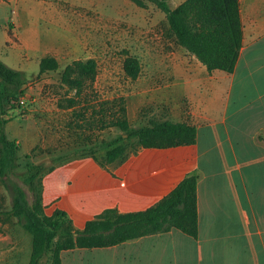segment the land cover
I'll list each match as a JSON object with an SVG mask.
<instances>
[{
    "label": "crops",
    "instance_id": "1",
    "mask_svg": "<svg viewBox=\"0 0 264 264\" xmlns=\"http://www.w3.org/2000/svg\"><path fill=\"white\" fill-rule=\"evenodd\" d=\"M239 3L243 39L232 73H210L191 55L180 62L185 71L164 75L162 107H127L134 127L155 118L194 126V144L140 146L113 163L106 162L104 149H82L43 182V199L83 230L109 209L145 211L196 174L198 237L170 228L111 247L63 251V264H264V0ZM49 19L48 12L21 14L13 0H0L6 30L0 47L41 61L54 51L42 43L48 27L41 23ZM14 37L19 45H11Z\"/></svg>",
    "mask_w": 264,
    "mask_h": 264
},
{
    "label": "rangeland",
    "instance_id": "2",
    "mask_svg": "<svg viewBox=\"0 0 264 264\" xmlns=\"http://www.w3.org/2000/svg\"><path fill=\"white\" fill-rule=\"evenodd\" d=\"M141 1L142 5L135 0H13L21 14L49 13V21L41 23L42 28L48 27L41 34L42 43L54 49L47 55L59 61L58 70L39 77L38 58L23 59L24 52L0 47V60L21 71L26 81L20 106L10 111L11 121L6 125L8 137L19 145L17 168L7 179L10 186L17 184L26 192L32 205L34 192L27 177L35 170L30 171L29 165H42L46 169L41 175L42 209L48 216L54 213L43 199L49 168L82 149H105L122 133L110 123L119 106H139L141 112L162 107L164 75L185 71L181 60L192 58L175 43L164 12L148 0ZM183 1L167 0L171 8ZM38 4L43 7L33 8ZM13 28L8 22L7 29L15 35ZM1 35H6L2 21ZM10 43L19 45V40L14 37ZM127 56L141 64L137 80L123 70ZM89 58L97 62L95 81L72 88L62 78L66 67ZM160 122L155 118L141 127ZM123 144L129 151L139 145L137 138ZM12 202L11 191L0 179V264H29L32 234L24 227V218L7 215ZM50 255V250L45 251L39 264H49Z\"/></svg>",
    "mask_w": 264,
    "mask_h": 264
},
{
    "label": "trees",
    "instance_id": "3",
    "mask_svg": "<svg viewBox=\"0 0 264 264\" xmlns=\"http://www.w3.org/2000/svg\"><path fill=\"white\" fill-rule=\"evenodd\" d=\"M135 1L139 5L143 4L141 0ZM148 1L166 15L175 43L195 55L207 67L208 72L234 71L243 39L239 0H185L175 8H171L167 0ZM8 35L13 38L11 30ZM58 69L57 58L46 56L39 63L38 75L40 77L46 72ZM123 70L129 78L136 80L142 67L136 57L127 56ZM96 75L97 62L89 58L76 60L68 65L62 78L72 88L81 89L86 82H94ZM73 76L75 78L72 80ZM25 84L21 71L0 60V179L13 195L12 207L7 215L24 218L23 225L32 234L29 264H39L47 250L51 252L49 264H63V251L111 247L170 228H176L194 238L198 237L196 174L184 178L172 192L145 211L121 214L116 209H109L88 221L83 230H78L65 212L56 210L51 216L43 212L41 175L46 169L42 165L31 164L29 170L35 172L27 177L34 192V203L30 205L26 192L17 184L10 186L7 179L17 168L19 145L16 140L8 137L6 125L11 121L10 111L20 106ZM113 116L111 125L118 127L122 133L104 146L107 163L126 158L128 152L136 151L140 146L171 147L196 142V128L186 123L166 121L148 127L133 128L125 106H119ZM100 122L103 123L102 120ZM132 138H137L139 145L129 151L123 142ZM95 149L97 148L90 151ZM56 165L48 171L53 170Z\"/></svg>",
    "mask_w": 264,
    "mask_h": 264
}]
</instances>
